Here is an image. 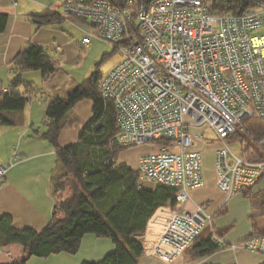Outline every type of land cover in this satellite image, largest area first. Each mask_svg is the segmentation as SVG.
Listing matches in <instances>:
<instances>
[{"label":"built area","instance_id":"1","mask_svg":"<svg viewBox=\"0 0 264 264\" xmlns=\"http://www.w3.org/2000/svg\"><path fill=\"white\" fill-rule=\"evenodd\" d=\"M249 1L254 6L240 15L215 13L208 0H151L136 10L110 0L63 5L64 16L89 26L82 45L96 38L121 52L98 85L115 104L118 143L155 145L138 157L140 184L176 188V203L159 206L140 236L143 255L174 261L210 228L222 248L264 256V236L228 243L215 233L213 213L187 206L191 191L205 185L204 152L196 146L211 142L206 129L218 142L216 185L227 199L264 175V137L249 136L257 147L250 157L235 152L229 141L253 117L264 125V2ZM8 166L0 161V186Z\"/></svg>","mask_w":264,"mask_h":264},{"label":"trees","instance_id":"2","mask_svg":"<svg viewBox=\"0 0 264 264\" xmlns=\"http://www.w3.org/2000/svg\"><path fill=\"white\" fill-rule=\"evenodd\" d=\"M110 1L136 10L138 4L151 0H132L131 3H128L129 0ZM210 5L215 13L240 15L254 3L249 0H212ZM136 15L134 12V24ZM28 17L37 28L61 25L66 18L56 10H45ZM8 19V13L0 12V33L6 30ZM60 56L54 48L35 42H29L15 55L7 87H0V125L12 124L9 113L23 111L34 97L35 83L26 80L24 73L40 71L43 82L52 84L58 75L65 72ZM108 56L104 54L102 60ZM102 74L99 70L94 71L66 96H55L48 101L44 120L46 128L41 133L38 130L35 132L53 146L56 154L49 186L54 198L53 215L42 230L16 228L10 215H0V249L17 243L23 246L26 253L21 259L0 264H28L31 256L75 255L88 233L111 239L115 249L100 260H84L81 264H138L144 247L136 236L145 232L150 217L159 206L176 203V188L164 184L142 186L139 170L117 162L120 154L130 148L121 146L117 141L120 126L115 104L105 99L99 90ZM85 99L92 101V116L81 128L78 140L63 146L59 142L62 122ZM237 135L244 136L243 145L248 144L249 136L257 139L264 137V125L253 117L245 123L243 132L238 131L233 136ZM248 147L249 144L242 149V155ZM251 199L255 211L252 213L254 231L250 236H264V226L259 224V218L264 217V194ZM193 245L198 256L224 249L215 243L210 228H206Z\"/></svg>","mask_w":264,"mask_h":264},{"label":"crops","instance_id":"3","mask_svg":"<svg viewBox=\"0 0 264 264\" xmlns=\"http://www.w3.org/2000/svg\"><path fill=\"white\" fill-rule=\"evenodd\" d=\"M65 2L66 0H18L14 5L13 0H0V12L9 14L6 30L0 33V83L5 82L4 87H7L11 75L13 58L29 42L54 48L63 57L66 53L74 57L81 56L79 48L83 47L81 42L85 31L89 29L87 22L77 17L65 16V21L69 19L70 28L69 26L64 28L65 21L61 25L37 28L28 17L30 14L45 10L62 13ZM73 30L83 33L80 42L75 41ZM30 75L32 74L25 72L24 78L34 82L30 79ZM47 103L48 99L39 100L34 95L23 111L9 113L12 124L0 125V161L9 165L5 181L0 186V215H10L14 226L19 229L32 227L42 230L53 215L54 198L49 186L56 164V154L53 146L35 132L38 130L41 133L46 128L44 120ZM91 116L92 101L89 99L80 101L62 122L60 144L64 146L77 141L81 128ZM209 131L214 136L210 129L205 130V135ZM207 139L211 142L198 143L196 146L203 148L205 155L202 170L205 185L191 191V199L187 202V206L193 207L195 204L204 206L207 211L214 214L212 224L215 232L226 242L236 243L249 237L254 231L252 213L255 207L251 198L260 193L264 194V175L253 187L237 192L227 199L216 185L214 151L217 143L214 139ZM206 159L210 161L209 168L205 167ZM125 164L135 170L138 168ZM263 220L264 217L259 221L262 226H264ZM140 236H136L137 239ZM103 239L105 238L97 237L92 233L86 234L79 251L84 246L88 251L83 257L73 258L72 264H80L82 260H99L106 252L113 250L114 243ZM63 254L51 255L45 258L46 262L40 257L31 256L28 264H45L48 259H57ZM25 255L22 245L9 244L0 249V263L21 259ZM63 259L65 258L57 261ZM138 264H264V256L246 249L237 251L217 249L210 255L198 256L194 247H190L181 257L171 262L142 254Z\"/></svg>","mask_w":264,"mask_h":264},{"label":"rangeland","instance_id":"4","mask_svg":"<svg viewBox=\"0 0 264 264\" xmlns=\"http://www.w3.org/2000/svg\"><path fill=\"white\" fill-rule=\"evenodd\" d=\"M208 1L212 2V0H208ZM71 18H76V17L71 16ZM68 20L65 21L64 28L66 26H69ZM73 31L75 34V41L80 42V40L82 39L83 33H80L78 30L77 31L73 30ZM82 46L83 47L79 48L81 52L80 57L78 55L74 57L67 53L65 57L63 56L59 57V59L61 60L62 69L65 72H63L62 75H58L52 84L43 82L42 74L40 71L27 72V73L32 74L30 75V79L34 80L35 82L33 95H35L37 99L39 100L48 99L49 101L51 99L49 98L50 96L64 97L67 95V93L71 89L76 87V85L82 83L94 71L99 70L101 73H106L110 71L115 66V64L121 59V52L119 50L115 51L113 45L104 40L93 38L91 43H89L88 45H85V46L82 45ZM104 54H109V56L105 58L104 60H102ZM55 84H56L55 86L56 89L53 86ZM4 85H5V82L3 84L0 83V87H4ZM205 137L214 139V136L210 131L205 135ZM229 141L231 142L233 150L237 152L238 154H243L242 149L246 147L248 144H249V147L247 148L246 152H244V155L246 156L248 155L250 157V156H253V154L257 151V147L253 143H248V144L245 143L246 146L245 144L243 145L241 143L245 141L244 136H239V135L233 136L229 138ZM215 142L218 144L216 140ZM153 149H155L154 144L132 147L124 151L123 153H121L120 156L118 157L117 162L118 163L123 162L122 164L127 163L132 167H138V157L142 153H146L147 151L153 150ZM204 158H205V155H204ZM209 165H210V161L206 159L205 167L209 168ZM259 220H262V218H259ZM263 224H264V220H263ZM103 240L107 242H111L113 244V241L109 238H105ZM113 246L115 249V245ZM193 247L194 245L192 246V248ZM114 249L110 251L107 250L108 252H106L105 255H107L108 253H111L112 251H114ZM87 251H88V248L84 246L83 249L75 255H69V254L64 253L63 255H59V257H57V259L65 258L62 261L61 260L57 261V259H48L47 263L45 264H72L73 258L78 259L79 257H83V255L86 254ZM105 255L103 257H105ZM52 258H55V257H52ZM41 260L45 261L46 259L41 258Z\"/></svg>","mask_w":264,"mask_h":264}]
</instances>
